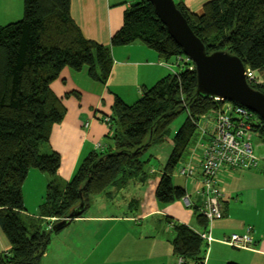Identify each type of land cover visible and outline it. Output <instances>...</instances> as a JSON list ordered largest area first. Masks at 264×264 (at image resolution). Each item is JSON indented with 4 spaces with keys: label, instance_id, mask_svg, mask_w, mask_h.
Wrapping results in <instances>:
<instances>
[{
    "label": "trees",
    "instance_id": "obj_1",
    "mask_svg": "<svg viewBox=\"0 0 264 264\" xmlns=\"http://www.w3.org/2000/svg\"><path fill=\"white\" fill-rule=\"evenodd\" d=\"M174 1L207 53L226 50L239 56L246 68L264 70V0H207L200 13L190 11L183 0ZM133 41L144 43L165 60L183 57L146 0H134L124 10L110 46L83 36L71 17L70 0H23L20 19L0 24V226L10 242V249L0 253V264H40L51 235L75 217L59 230L53 225L79 211V189L84 209L76 217L84 214L91 195L112 198L113 188H123L130 181L144 182L148 160L144 154L169 136L171 123L182 112L186 115L172 136L155 197L168 203L185 194L186 187L173 183L171 174L189 146L195 145L201 126H209L212 112L228 101L196 91V72L185 57L175 72L142 86L135 102L128 104L116 96L107 123L112 143L89 151L68 180L55 177L60 154L50 146L49 135L66 108L50 83L64 67L75 71L85 67L90 79L104 83L111 71V46ZM250 85L264 92L258 83ZM250 124L264 141V121L255 112ZM30 168L52 177L36 217L27 214L22 193ZM258 169L264 173V160ZM194 209L206 227L198 206ZM52 217L56 218L45 220ZM171 223L173 252L182 264H203L207 241L201 231Z\"/></svg>",
    "mask_w": 264,
    "mask_h": 264
},
{
    "label": "crops",
    "instance_id": "obj_2",
    "mask_svg": "<svg viewBox=\"0 0 264 264\" xmlns=\"http://www.w3.org/2000/svg\"><path fill=\"white\" fill-rule=\"evenodd\" d=\"M133 1L70 0V13L85 38L110 46L111 34L119 29L123 12ZM206 1L183 0L194 13H200ZM22 11L23 0H0V24L17 20ZM110 50L111 71L104 83L90 79L86 68L75 71L70 67H64L50 83V89L66 108L63 119L53 124L49 135L50 146L60 154L56 178L68 180L97 143L100 149L106 147L107 143L100 140L102 136L110 138L111 132L102 118L112 114L116 96L133 103L142 86H151L179 67L175 58L165 60L140 41L111 46ZM254 74L256 83L264 86V70ZM168 139L172 148V137ZM170 151L160 143L149 148L147 156L144 154L148 159L146 181H130L123 188H113L112 198L91 195L87 211L51 235L40 264H182V258L173 252L171 222L185 223L199 231L209 227L199 223L194 209L201 203L195 191L196 180L185 184L177 174L182 178L180 185L189 193L191 206L181 199L168 203L156 199L155 188ZM200 156V147L189 146L184 160L190 159L195 165ZM150 159L156 161V167H152ZM51 178L47 172L29 169L22 184L24 204L27 211L33 210L27 214L38 216ZM219 184L224 215L210 225L212 240L206 244L203 264H264V173L258 168L224 167L219 173ZM27 190L35 196L30 198ZM247 226L254 238L252 247L236 248L224 241L230 233L244 232ZM9 249L10 242L0 226V253Z\"/></svg>",
    "mask_w": 264,
    "mask_h": 264
},
{
    "label": "built area",
    "instance_id": "obj_3",
    "mask_svg": "<svg viewBox=\"0 0 264 264\" xmlns=\"http://www.w3.org/2000/svg\"><path fill=\"white\" fill-rule=\"evenodd\" d=\"M178 64L184 58L175 57ZM246 79L251 84L256 82L254 71L246 68ZM216 98V97H214ZM218 99V98H216ZM254 112L249 108L225 101L223 105L212 112V121L209 126H201L199 136L194 147L201 148V156L197 164L191 160L184 161L177 170V174L187 181L196 180L195 191L201 198L198 211L207 221V230L200 232L202 238L210 242L209 233L212 221L224 215L223 190L219 184V173L224 168L255 169L260 159L255 155L250 141L251 124ZM102 120L109 122V116L104 115ZM101 147L99 143L96 148ZM191 179V180H190ZM186 206L193 203L189 193L180 198ZM49 228L50 225L48 224ZM236 248H248L254 245L251 227L247 226L244 232H232L224 239Z\"/></svg>",
    "mask_w": 264,
    "mask_h": 264
},
{
    "label": "water",
    "instance_id": "obj_4",
    "mask_svg": "<svg viewBox=\"0 0 264 264\" xmlns=\"http://www.w3.org/2000/svg\"><path fill=\"white\" fill-rule=\"evenodd\" d=\"M153 5L156 15L168 33L192 62L196 77V91L241 104L254 111L264 121V92L252 87L246 79V67L242 59L226 50L207 53L202 40L193 32L174 0H146ZM79 211L71 212L53 225L59 230L70 218L84 209L81 189Z\"/></svg>",
    "mask_w": 264,
    "mask_h": 264
},
{
    "label": "rangeland",
    "instance_id": "obj_5",
    "mask_svg": "<svg viewBox=\"0 0 264 264\" xmlns=\"http://www.w3.org/2000/svg\"><path fill=\"white\" fill-rule=\"evenodd\" d=\"M18 19H20V18H18ZM13 21H15V20H13ZM6 23H8V22H6ZM6 23H4V24H6ZM182 54H183V58L184 57L187 58V56L184 53H182ZM185 115H186L185 112H182L174 119V121L170 125V134H169V136L164 141L161 142V145L164 146V147H168V150L171 149V145L169 146V144H168V140H169L168 138H171L174 135L175 131L177 130L178 126L180 125V123L184 119ZM205 119H206V117L201 118L199 122L202 123V122L205 121ZM88 121L90 122V120H88ZM102 122H104V121L102 120ZM104 123L107 124L106 122H104ZM100 141L104 142V143H112V140L110 138H108L107 136H102ZM250 141L252 143V147H253V151H254L255 155L260 159V163H261L264 160V141L260 138L259 134L256 131H252L250 133ZM145 155L147 156L148 153L146 152ZM183 161L184 160H181L178 163V165L175 167L173 173L171 174V178H172L173 183H178V184L181 183V179L183 177L182 178L177 177V170H178V167L183 163ZM149 163L152 165V167H156V165H157V163H156V161L154 159H150ZM144 186H145L144 189H148L146 185H144ZM132 187H134V186H132ZM27 191L30 194L29 195L30 198H33L35 196L34 194H32V191L31 192L29 190H27ZM90 198H91V196H90ZM90 198H89V200H90ZM28 207H30V206H28ZM28 211L31 212L33 210H32V208H29ZM31 213H33V212H31ZM52 218L55 219L56 217H52Z\"/></svg>",
    "mask_w": 264,
    "mask_h": 264
}]
</instances>
